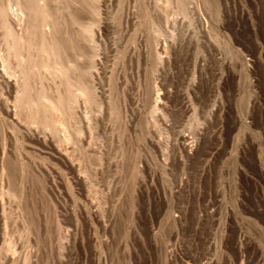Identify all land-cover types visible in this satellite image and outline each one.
<instances>
[{"label":"rangeland","instance_id":"rangeland-1","mask_svg":"<svg viewBox=\"0 0 264 264\" xmlns=\"http://www.w3.org/2000/svg\"><path fill=\"white\" fill-rule=\"evenodd\" d=\"M0 264H264V0H0Z\"/></svg>","mask_w":264,"mask_h":264}]
</instances>
